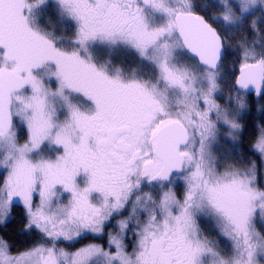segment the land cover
<instances>
[{
    "label": "snow or ice",
    "instance_id": "1",
    "mask_svg": "<svg viewBox=\"0 0 264 264\" xmlns=\"http://www.w3.org/2000/svg\"><path fill=\"white\" fill-rule=\"evenodd\" d=\"M218 2L223 11L206 19L196 9L216 5L193 0H0V222L19 202L25 232L52 241L14 255L0 237V264L264 261V234L254 226L257 216L264 222L256 164L237 167L211 152L218 125L233 141L242 132L233 109L247 108L244 94L264 97V37L236 46L230 84L221 72L228 33L256 11L264 24V0ZM49 9L56 23L41 24ZM120 51L135 52L139 63L118 66ZM253 149L264 161V128ZM175 176L184 180L182 198L168 187ZM124 212L109 233L114 253L90 244L69 254L55 245L102 233ZM198 214L217 222L230 253L201 235Z\"/></svg>",
    "mask_w": 264,
    "mask_h": 264
},
{
    "label": "trees",
    "instance_id": "2",
    "mask_svg": "<svg viewBox=\"0 0 264 264\" xmlns=\"http://www.w3.org/2000/svg\"><path fill=\"white\" fill-rule=\"evenodd\" d=\"M194 3L203 5H212L214 7H209L207 11H203L197 8L196 11L200 15H204L207 19L210 15H219L222 8L219 6L215 0H193ZM258 14L254 13L250 16L245 27L238 33L229 32L228 39L226 40V54L224 55L222 68L223 74L229 77L228 83L230 84L233 77V67L234 65L238 68L239 52L235 51L236 46L245 39L248 41H256L257 38L264 37V24L260 22L257 23V28L261 29L259 34L252 31L251 25L252 21L257 18ZM261 16V15H260ZM217 26V25H214ZM238 75V71L235 72ZM227 92V90L225 89ZM247 108L241 115L240 124L242 126V132L239 133L237 140L234 143H230L228 140H220L221 144L216 147V153L218 157H226V161L229 164L235 163L237 167L248 168L251 167L252 162H255L257 168V181L260 188H263L262 180V158L261 155L253 149L259 132L264 128V97H256L254 94H246ZM23 138V137H22ZM235 147V151H231ZM230 152V155L228 154ZM2 179V177H0ZM264 189V188H263ZM28 220L25 215V209L22 205L14 204L11 210V215L9 219L4 222H0V237L6 240L10 245H12L11 252L17 254L19 252L25 251L28 248L36 245L43 244L47 241L42 234L35 228L31 231L25 232V227ZM206 236L217 239V233L211 229L210 225L202 223ZM101 238H93L90 236L83 237L81 241L75 242L73 247L79 246L81 244L90 242L92 240H100ZM220 244L224 245V241L219 239ZM220 245V246H221Z\"/></svg>",
    "mask_w": 264,
    "mask_h": 264
},
{
    "label": "rangeland",
    "instance_id": "3",
    "mask_svg": "<svg viewBox=\"0 0 264 264\" xmlns=\"http://www.w3.org/2000/svg\"><path fill=\"white\" fill-rule=\"evenodd\" d=\"M215 1L217 3H219L218 0H215ZM222 11H223V9L220 11V13ZM54 12H55L54 9H49L47 16L43 17L41 19V24H43L45 22V20L48 19V18H52V22H53V24H55L56 21H55ZM255 13H257L258 16H257V18L254 19V21H257V23H258L259 20H260V17H261L260 15L262 13L260 11H256ZM256 27H257V24H256ZM260 40H261L260 38L256 39V41H260ZM199 70H201V69H199ZM222 73H223V71H222ZM52 86L54 88L55 84H53ZM224 95H225V97L227 96V92L226 91L224 92ZM216 99H217L218 103H220L221 105H225L226 99L221 98V96L219 94H217ZM244 99L245 100L247 99L246 98V94H244ZM244 111H245V109L242 110V111L237 112L235 109H233L234 115H235V117H236V119H237V121L239 123H240L241 115L244 113ZM61 118H63V117H61ZM213 119H215L214 116H213ZM14 123L18 124V121L16 120V118H14ZM218 127L220 128V133H219V135L217 137V140L213 142V145L211 147V152H212L213 156L216 157V158H219L218 154L215 151H216V147H219V144H221L220 140L224 139V140H228L230 143H234L237 140L238 135H239V134H237L236 135V139L233 141V140H231L229 138V131L230 130H229L227 125H223V126L218 125ZM18 139H19V143H21V144L26 141V139H27L26 127L23 128L22 131H21L20 128H18ZM45 154L47 155V153H45ZM227 163H229V162H227ZM217 167H218V171H220V172L224 171V167L222 165L218 164ZM262 170H263L262 171V175H263L262 184H263V188H264V161H262ZM174 181L175 182L172 183L171 185H168V187L172 188L177 193V196L179 198H182L183 192L185 190V184H184L183 177L180 176V177L174 179ZM257 186L260 188L258 181H257ZM142 187H143L144 191H152V192L156 191L155 189L149 188L147 185H142ZM263 188H261V189H263ZM68 200H69V196H68L67 193H65V194H63L61 196L59 203L66 204V203H68ZM34 202H38V199H36ZM17 204L22 205L19 202H17ZM10 215H11V213H10ZM126 215H127V212H124V213H122L119 216H114V218L111 221H109V222H107L105 224V227H104V230H103L102 233H99V234H97V233H88L85 236H83V237L90 236V237H93V238H97L98 237V238H101L100 240H95V241L92 240L90 242H87V243L81 244L79 246L73 247L75 245V242H77L79 240L81 241V239L83 237H78V238H76L73 241H68V240L63 239V237H61L59 240L55 241V245H56V247L58 249H63L64 251H66L69 254L75 253L79 249H81L83 247H86V246H88L90 244L99 245V246L103 247V249L105 251H110V252L114 253L115 250H116L115 246L113 245L110 248L109 245H108V241H109V238H110L109 237V233H112V234H116L117 233L118 229L115 227L116 221L126 217ZM9 217L5 218L2 222H4L7 219H9ZM140 219L141 220L145 219V214L142 213L141 216H140ZM203 222H205V224L207 223V225H210L211 229L217 233V239H215V237L212 238V237L206 236L204 228L202 227L203 226L202 225ZM196 223H197V227L200 230L201 235L203 237L207 238L209 241L213 242V246L216 248V250L221 251L222 254L225 253V252H228V253L231 252L230 242L228 241V239L226 237H224V236H222L220 234L219 226L217 225V222L213 218L206 217V216L198 214L196 216ZM254 226H255V230L257 232H260L261 234H264V222H261V217L260 216L256 217ZM40 234H42V233H40ZM44 238L46 239L45 241H47V242L43 243V245H45L46 247H51L52 246L51 239L47 238V237H44ZM218 238L224 241V245L220 244V241L218 240ZM124 242L127 244L126 251L131 253L132 252V248H133V244L135 243V237H134V235H133V233L131 231H129L126 234V236L124 238ZM12 254H14V253H12ZM261 264H264V261H261Z\"/></svg>",
    "mask_w": 264,
    "mask_h": 264
},
{
    "label": "flooded vegetation",
    "instance_id": "4",
    "mask_svg": "<svg viewBox=\"0 0 264 264\" xmlns=\"http://www.w3.org/2000/svg\"><path fill=\"white\" fill-rule=\"evenodd\" d=\"M113 60L114 63L117 64L118 66L127 64L135 67L139 63V58L133 51H120L114 56ZM181 62L188 64L189 66H195L197 64V61L192 60L189 57H182ZM200 69L203 70L202 68ZM178 177L180 176H175L174 179Z\"/></svg>",
    "mask_w": 264,
    "mask_h": 264
},
{
    "label": "water",
    "instance_id": "5",
    "mask_svg": "<svg viewBox=\"0 0 264 264\" xmlns=\"http://www.w3.org/2000/svg\"><path fill=\"white\" fill-rule=\"evenodd\" d=\"M200 15V14H199ZM224 58V56L222 57V59ZM251 94H254L255 95V93H251ZM256 96V95H255ZM257 97V96H256Z\"/></svg>",
    "mask_w": 264,
    "mask_h": 264
}]
</instances>
